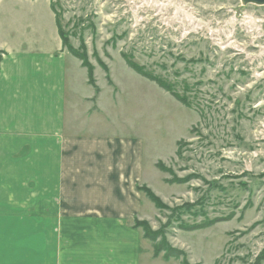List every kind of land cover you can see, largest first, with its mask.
Listing matches in <instances>:
<instances>
[{"label": "rangeland", "instance_id": "obj_1", "mask_svg": "<svg viewBox=\"0 0 264 264\" xmlns=\"http://www.w3.org/2000/svg\"><path fill=\"white\" fill-rule=\"evenodd\" d=\"M50 3L64 50L97 71L104 108L112 111L118 100L119 123L137 126L144 141L141 190L166 209L142 192L141 222L183 256L155 258L160 240H146L133 225L142 235L141 264H264V6L241 0ZM124 58L172 87L189 108L135 74ZM114 111L103 120L114 123ZM187 205L193 208L182 209Z\"/></svg>", "mask_w": 264, "mask_h": 264}, {"label": "crops", "instance_id": "obj_2", "mask_svg": "<svg viewBox=\"0 0 264 264\" xmlns=\"http://www.w3.org/2000/svg\"><path fill=\"white\" fill-rule=\"evenodd\" d=\"M96 72L50 0H0V264H141L146 148Z\"/></svg>", "mask_w": 264, "mask_h": 264}, {"label": "trees", "instance_id": "obj_3", "mask_svg": "<svg viewBox=\"0 0 264 264\" xmlns=\"http://www.w3.org/2000/svg\"><path fill=\"white\" fill-rule=\"evenodd\" d=\"M56 23H57V20H56ZM57 26H58V23H57ZM58 33H59V36L62 40V43H63V38H62V35H61V32L58 28ZM71 56H73L74 58L78 59L81 63H82V66L84 68L87 69V73H88V83L93 87L95 88V91L96 93H98V89L97 87L95 86V81H94V77H93V70L92 68H90L89 65H86L84 63V61L77 55L73 54L72 52H68ZM125 63L126 65L137 75L141 76L142 78L156 84L159 88H161L162 90H164L165 92H167L171 97H173L177 102H179L182 106L186 107V108H189L190 104L187 102V99L186 98H183V97H180L178 95H176L175 93L172 92V87H170L169 85L166 86L164 83H162L161 81L157 80L155 77L149 75V74H146L142 68H140L139 66H137L136 64L134 63H131L129 61H127L125 58ZM104 71L105 73L107 74L106 78L107 80L109 81L108 83L111 85L110 83V80H109V71L107 70L106 67H104ZM177 145L180 146V142L177 143ZM157 166L159 168L160 166V163H157ZM146 189V188H145ZM139 191L141 192H144V194L147 196V198L154 204V206L156 208H159V209H166L164 208L163 204L161 203V201L154 196V194L152 192H150L149 190H141V188H139ZM185 208H188L189 209H192L193 207L192 206H185L183 207L182 209H185ZM180 209V210H182ZM136 224V225H135ZM135 224L134 226L136 228H141L143 230V233H144V238L146 240H150L152 243H157L159 240V244H157L155 247H154V257L156 258L160 253H163L164 255V259L165 260H169V259H179L181 258L182 253L179 252V251H176L174 250L172 247H170L164 239H162L161 235H159V232H153L150 230V228L148 227L147 224H144L142 222H138V221H135ZM191 229V228H189ZM197 229H200V228H197ZM195 230V229H193ZM181 264H186L183 260L181 261Z\"/></svg>", "mask_w": 264, "mask_h": 264}, {"label": "water", "instance_id": "obj_4", "mask_svg": "<svg viewBox=\"0 0 264 264\" xmlns=\"http://www.w3.org/2000/svg\"><path fill=\"white\" fill-rule=\"evenodd\" d=\"M242 1H241L242 4H254L258 6H264V0H242Z\"/></svg>", "mask_w": 264, "mask_h": 264}, {"label": "clouds", "instance_id": "obj_5", "mask_svg": "<svg viewBox=\"0 0 264 264\" xmlns=\"http://www.w3.org/2000/svg\"><path fill=\"white\" fill-rule=\"evenodd\" d=\"M254 23H260V21H253Z\"/></svg>", "mask_w": 264, "mask_h": 264}, {"label": "bare ground", "instance_id": "obj_6", "mask_svg": "<svg viewBox=\"0 0 264 264\" xmlns=\"http://www.w3.org/2000/svg\"><path fill=\"white\" fill-rule=\"evenodd\" d=\"M242 1V0H241ZM243 2V1H242Z\"/></svg>", "mask_w": 264, "mask_h": 264}]
</instances>
